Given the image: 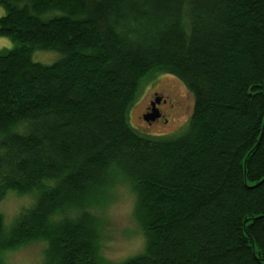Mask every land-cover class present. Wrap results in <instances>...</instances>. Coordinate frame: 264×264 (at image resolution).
I'll list each match as a JSON object with an SVG mask.
<instances>
[{"label": "trees", "instance_id": "obj_1", "mask_svg": "<svg viewBox=\"0 0 264 264\" xmlns=\"http://www.w3.org/2000/svg\"><path fill=\"white\" fill-rule=\"evenodd\" d=\"M0 5V34L18 42L0 52V202L32 196L11 222L0 212V264L33 243L41 264H264V0ZM163 72L192 115L146 134L129 107ZM118 182L140 253L108 263L96 203Z\"/></svg>", "mask_w": 264, "mask_h": 264}, {"label": "rangeland", "instance_id": "obj_2", "mask_svg": "<svg viewBox=\"0 0 264 264\" xmlns=\"http://www.w3.org/2000/svg\"><path fill=\"white\" fill-rule=\"evenodd\" d=\"M4 12L5 8L0 5V17ZM17 46L18 42L0 34V52L14 49ZM249 55L247 54L246 56ZM237 56L239 57V63L242 64L246 56ZM32 57L34 60L44 64H52L59 59V53L53 49L36 47ZM163 97L169 100L167 104H162L164 113L169 117V121H155L157 116L153 119V123L149 124L144 119V114L148 112L147 107L151 105L148 102L149 99L151 98L156 102V100L160 101ZM171 103L174 104V107H170ZM193 107L194 97L186 85L177 77L163 72L158 75H148L140 82L135 98L129 107V117L132 125L143 133L152 135L172 134L181 127L182 123L189 120ZM182 130L179 129L177 132L179 133ZM129 190L131 191L129 184L126 183L125 185L122 182H118L107 191L104 190L98 195L96 206L99 208L97 212L101 216L100 219L105 221L103 241L113 251V253L108 255L111 259L106 261L108 263L120 259V256L126 250H129L126 252L129 257L138 253L136 250H130L132 248L137 249L140 242L139 233H133L135 223L132 219L131 210L132 203L135 200H133V197L128 196ZM30 196L26 193L19 194L9 191L8 196L0 202V212L4 214L6 222L12 221L20 208L30 201L32 197ZM101 202H103V205L99 204ZM39 249L40 246L34 243L16 248L9 253L7 252V262L8 264H41L42 258ZM124 261L122 259L118 264H123Z\"/></svg>", "mask_w": 264, "mask_h": 264}, {"label": "flooded vegetation", "instance_id": "obj_3", "mask_svg": "<svg viewBox=\"0 0 264 264\" xmlns=\"http://www.w3.org/2000/svg\"><path fill=\"white\" fill-rule=\"evenodd\" d=\"M157 95L159 96V94L157 93ZM156 95V96H157ZM154 102L156 105H155V107L157 108V110H158V117L155 119V121H159V122H167V121H169V117H167L166 115H165V113H164V110H163V106H162V104L163 103H168L169 102V100L167 99V98H165V97H163L162 99H160V101L158 100H156V102L153 100V99H149V103L151 104V105H149L148 107H147V110H148V108L149 107H152V106H154L153 104H152V102ZM170 107H174V104H170ZM147 112V111H146ZM145 119V118H144ZM149 124L150 123H153V121L154 120H147V119H145Z\"/></svg>", "mask_w": 264, "mask_h": 264}, {"label": "water", "instance_id": "obj_4", "mask_svg": "<svg viewBox=\"0 0 264 264\" xmlns=\"http://www.w3.org/2000/svg\"><path fill=\"white\" fill-rule=\"evenodd\" d=\"M152 104L154 106H152L151 108H148V112L144 114V118L147 120H153L158 116V110L155 107L156 104L154 102H152Z\"/></svg>", "mask_w": 264, "mask_h": 264}]
</instances>
